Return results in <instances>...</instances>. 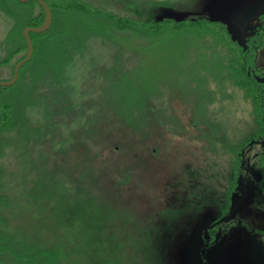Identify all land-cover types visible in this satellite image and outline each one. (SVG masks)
<instances>
[{"label":"rangeland","instance_id":"obj_1","mask_svg":"<svg viewBox=\"0 0 264 264\" xmlns=\"http://www.w3.org/2000/svg\"><path fill=\"white\" fill-rule=\"evenodd\" d=\"M45 1L0 85V263L211 264L264 133V47L214 14L264 0ZM45 18L0 0V80Z\"/></svg>","mask_w":264,"mask_h":264},{"label":"flooded vegetation","instance_id":"obj_2","mask_svg":"<svg viewBox=\"0 0 264 264\" xmlns=\"http://www.w3.org/2000/svg\"><path fill=\"white\" fill-rule=\"evenodd\" d=\"M233 13L239 15L238 22L241 24V27L235 32L238 34V36L242 37L241 40L247 39L246 36L252 32V30L256 32L253 37L248 39V43L244 46L248 52L254 51L257 48L256 52L258 56L259 51L262 49L261 46L264 47V40L261 42L262 45L259 46L260 40H256L255 38L259 37L260 35H264V24L258 23L256 28L248 27L252 24L253 20L251 21L245 19V13L242 8L234 9L233 12L228 14ZM262 16H264V11L261 12V16L258 20H261ZM262 57V62L264 63V55ZM262 73L264 74V71H262ZM260 80L262 83H264V75H262ZM262 131H264V129ZM262 136L263 139H260L262 141V149L257 157L258 166L252 164L255 170L251 169L247 164L244 167L248 177L251 174L256 176V179H251L255 180V182H251V180L248 181L249 178L246 180L241 188V199H235V205L230 210L228 215L230 218L228 220L229 223L237 220L236 222L239 223L238 225H241L247 230L245 231L244 229H241V232L239 233H232L233 240L223 243L222 247L217 248L216 251L212 253L209 258V261H212L211 264H264V133ZM239 202H242V209L244 208L247 210V207H250L251 210L247 211L248 214H250L252 211L256 214V216L259 218V221L256 224L250 225L249 222H246L245 215H242V220L241 218L236 220L232 219L234 213L239 212L240 207L237 206ZM236 216L238 217V214ZM222 223L224 222L218 220L213 224H209L205 228L213 230L214 233H216L215 229H218V226H220ZM201 234L202 229L197 233V235L200 237ZM237 245L241 246L242 254L239 258L236 257ZM226 247H228L227 250ZM195 264L201 263L197 262Z\"/></svg>","mask_w":264,"mask_h":264},{"label":"water","instance_id":"obj_3","mask_svg":"<svg viewBox=\"0 0 264 264\" xmlns=\"http://www.w3.org/2000/svg\"><path fill=\"white\" fill-rule=\"evenodd\" d=\"M23 1H28V0H23ZM40 4L44 7L45 9V21L41 26L38 27H27L24 31L26 40H27V44H28V50H27V55L24 59H22L21 61H19L16 66H15V73H14V77L10 80H0V85L2 86H11L13 85L18 77H19V70L20 68L26 64L27 62H29L33 56L34 53V44H33V40L30 37V33L31 32H45L47 31L51 24H52V20H53V14H52V10L50 5L45 1V0H39ZM215 17L218 20H222L224 22H227L230 27L233 29V27L236 28V30L234 31H238V29H240L241 25L238 22V18L239 15L238 14H224V13H215L214 14ZM1 264V263H0ZM191 264H195L194 263V257H191Z\"/></svg>","mask_w":264,"mask_h":264},{"label":"trees","instance_id":"obj_4","mask_svg":"<svg viewBox=\"0 0 264 264\" xmlns=\"http://www.w3.org/2000/svg\"><path fill=\"white\" fill-rule=\"evenodd\" d=\"M4 234H5V233H4L3 231H0V235H1L2 237L6 238L7 236L4 235ZM28 247H29V246H28ZM28 247H26V249H27ZM29 248H30V247H29ZM26 253H29V252L26 251ZM32 253H33V252H32ZM32 253H31V254H32ZM37 254H38V253H35V254H32V256H31V259L33 260L34 263H36V260H39ZM39 257H41V255H40Z\"/></svg>","mask_w":264,"mask_h":264},{"label":"bare ground","instance_id":"obj_5","mask_svg":"<svg viewBox=\"0 0 264 264\" xmlns=\"http://www.w3.org/2000/svg\"><path fill=\"white\" fill-rule=\"evenodd\" d=\"M226 23H227V22H226ZM227 24H228V23H227ZM230 29L232 30V28H230ZM233 29H234V30H236V28H235V27H233ZM234 30H232V31H234Z\"/></svg>","mask_w":264,"mask_h":264}]
</instances>
